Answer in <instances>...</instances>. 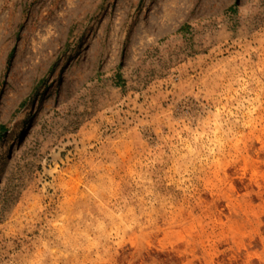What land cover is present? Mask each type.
<instances>
[{"label": "rangeland", "instance_id": "rangeland-1", "mask_svg": "<svg viewBox=\"0 0 264 264\" xmlns=\"http://www.w3.org/2000/svg\"><path fill=\"white\" fill-rule=\"evenodd\" d=\"M0 264H264V0H0Z\"/></svg>", "mask_w": 264, "mask_h": 264}]
</instances>
